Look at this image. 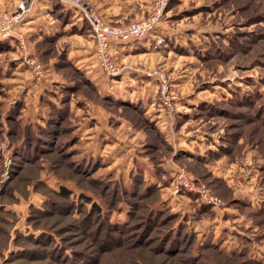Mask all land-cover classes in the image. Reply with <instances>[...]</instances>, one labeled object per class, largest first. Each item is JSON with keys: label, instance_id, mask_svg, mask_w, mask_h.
I'll return each instance as SVG.
<instances>
[{"label": "rangeland", "instance_id": "rangeland-1", "mask_svg": "<svg viewBox=\"0 0 264 264\" xmlns=\"http://www.w3.org/2000/svg\"><path fill=\"white\" fill-rule=\"evenodd\" d=\"M175 1L162 17L161 44L152 43L168 51L167 63L147 67L112 55L121 70L109 75L94 61L98 79H106L98 86L68 58L76 52L68 31L33 36L20 27L33 1L12 9L14 0H1L0 13L19 5L24 12L0 34V264H246L238 250L264 264V215L252 212L264 205V124L233 114L207 118L197 108L219 107L236 93L264 104V0ZM222 32L240 42L231 45ZM212 39L225 55L201 60L193 45ZM153 70L175 95L168 103L157 77L146 74ZM123 71L144 80L141 96L155 97L147 111L130 100L136 80H126L125 90L111 81ZM56 112L58 130L47 126ZM228 128L242 137L233 159L206 156ZM46 134L51 140H38ZM138 189L156 191L155 198L137 197ZM202 204L215 215H198ZM180 223L190 237L178 234ZM209 240L216 250H203Z\"/></svg>", "mask_w": 264, "mask_h": 264}, {"label": "crops", "instance_id": "crops-1", "mask_svg": "<svg viewBox=\"0 0 264 264\" xmlns=\"http://www.w3.org/2000/svg\"><path fill=\"white\" fill-rule=\"evenodd\" d=\"M5 1L8 2L9 0ZM32 1V8L30 12L25 15L21 24L22 26L20 25V27L26 30V32L28 33L31 32L30 34H32L33 36L41 37L43 39L45 36L52 35L56 31V33L60 32V30H64V32L68 31V36H71V49L72 51H76L75 53H72V55L68 54V58L71 59V62L74 66L82 68L87 77H94L95 82L99 83L98 86H102V82L105 84L106 79H103L101 77L98 79L96 75L98 74V72L95 73L93 69L96 63H94L95 60L91 59L93 57V54L91 53L92 51L90 48L93 47L94 39L90 32L89 24L85 19V13L91 10L96 12L99 17L107 23L127 24L137 21L147 15L153 0H59V7L56 6V0ZM16 2L17 0H14V7L12 9H15ZM165 23L166 22H164L162 19L159 24L160 33H151L127 42L111 43V54L119 58L122 62L126 60H129L130 62L135 61L142 63L147 67H151L153 65L152 63L165 65L168 60V51H166L162 47L158 49L152 48L154 34H162V30H165L166 28V26L164 25ZM81 24H86V26ZM71 27L81 29V32H70ZM73 40H75L76 43H74ZM159 53L160 56L158 55ZM138 69L144 70V68ZM127 73L128 71H123L119 77H114L111 79V81H113L115 84H118L119 87L126 86L128 84H124L126 83V80H133V78L127 77L125 75ZM135 76L138 77V74H136ZM142 80H136L138 85H133V88L130 91H134V94L131 95L129 93V96L131 98L129 99L135 103L139 102V108H142L141 106H145L147 111L150 108L147 105L155 104L156 99H153L155 98L152 97L153 95H145L144 93L141 96L140 92H137L136 87H141L143 85L144 80ZM123 93V90H121L120 92L118 90H115L113 94L122 95ZM135 93H139L140 96L135 95ZM209 140L212 141L211 138H209ZM213 145H215V143ZM195 151L198 152V149L195 148Z\"/></svg>", "mask_w": 264, "mask_h": 264}, {"label": "trees", "instance_id": "trees-1", "mask_svg": "<svg viewBox=\"0 0 264 264\" xmlns=\"http://www.w3.org/2000/svg\"><path fill=\"white\" fill-rule=\"evenodd\" d=\"M171 1H172V4L174 2H176L175 0H170L169 3H171ZM168 6H170V5H168ZM198 8L199 7H196L194 9H192L191 11L185 10L184 12L188 13V14L189 13L194 14V12H196ZM75 31L81 32V29H77L76 27H71L70 32H75ZM221 35L223 37L227 36V38L229 39L228 42H230L231 45H234V43L240 42L238 35L233 37V34L230 35V34L224 33V32H222ZM196 46L197 45H193L194 54L198 58H200L201 60H206V59H210L213 57H219L220 58V57H223L225 55L224 51L222 52L221 49L217 48V45L213 39H212V41H210L208 43L207 47H205V48L196 47ZM201 51H204L203 55L201 54ZM255 101H256V97L254 98L253 95L245 96V95L236 93V95H233V98L230 99L228 103L219 106L220 109L215 104H213V105L210 103L199 104L197 107L198 110H200V111H198V114L203 113V115L207 118L210 116H216L219 114L224 115L227 118H230L229 116H232V114H233V116H235V118H241L242 117L243 120H248L249 121L248 124L253 123V122H256L257 124H264V104L261 102L256 104ZM232 107H235L236 109L240 108L239 109L240 111H238V109H237V111L233 112V110L231 109ZM242 109L247 110L248 112L246 113ZM253 109L255 110V112H253ZM57 115L58 114L56 112L55 114H52L51 116H49L48 125H47L48 128L58 130L57 128L52 126L53 123H55L58 119ZM227 124H228V122H227ZM69 128H70V126H69ZM252 132H254V131L250 129V133H252ZM240 134L241 133L233 132L232 128H228L227 130H223V133L221 135H219L218 143L216 145H214L213 148L208 150V154L206 156H209V158H214V159L217 157L221 158L222 156H224L226 158L225 159L226 162H228L230 159H233V156L235 155V152H236V150H235L236 147H238V145L241 144V142L240 143L238 142V139L242 138ZM246 134L249 135L248 132H246ZM48 135H52V134H46V135H44L45 137H43V138L40 137V138H38V140L44 141V143L47 142L48 140H51L52 136L48 137ZM192 156H195L199 160H204V158H205V157L204 158L198 157L196 155H192ZM206 159L207 158H205V160ZM134 179H135L134 181H135V184L137 185V187H141V184H143L142 176L141 175L136 176ZM155 192L156 191H153L152 189H148L144 193L140 194L139 189H138L136 196L140 197V198H145L147 196L150 197V196L154 195L153 197L155 198V194H154ZM189 197H190V200L192 202H196V200H198L196 198L197 196L189 195ZM230 202H232V203H230V206L233 208L235 207L237 209H240V207H242V206L244 207V204L241 203L239 200H232ZM263 206L255 207L256 209H253L252 212L254 214L264 215V207ZM196 213L198 215L209 214V216H210L211 213L215 215V212L211 208L205 206L204 204H202L200 207H198L196 209ZM149 215H151V214H149ZM236 215H239V213L234 212L233 215L229 214V216H236ZM173 216H172V214L170 215V217H173ZM148 219H151V218L148 216ZM148 227L149 226H147V228ZM180 228L181 229L178 231V234L182 232L181 234H182L183 238L190 237V234L186 233V231L183 232V229L185 228L184 224L180 223ZM168 237L170 239L169 243L171 245H175L176 244L175 242L177 240L176 235L169 234ZM210 242H211V240H209V242H206V244H204L203 250H205V249L208 250L209 248H213L214 250H216L217 245L213 244L212 242L210 243ZM162 248H164V246ZM242 251H244V250H238L237 252L234 253L235 254L234 256L236 258H240L241 260H243L242 262H245L246 264L255 263L248 256H244L245 254Z\"/></svg>", "mask_w": 264, "mask_h": 264}, {"label": "built area", "instance_id": "built-area-1", "mask_svg": "<svg viewBox=\"0 0 264 264\" xmlns=\"http://www.w3.org/2000/svg\"><path fill=\"white\" fill-rule=\"evenodd\" d=\"M170 0H154L150 11L141 19L127 23V24H112L103 21L99 15L94 11H87L85 18L89 24L90 32L94 39V57L97 65L105 73L109 75L117 74L121 68L114 61L110 52L111 43L127 42L136 38L155 33L166 7ZM24 12V7L19 5L17 11L13 13H0V34H6L18 22ZM21 46H23L22 39H19ZM162 40L159 35L153 36V47H158ZM24 47V46H23ZM27 62L33 69L36 75L41 76L42 70L38 61L33 57H28ZM148 76H155L160 81L161 93L164 95L166 103L171 98H174V93L169 89L167 80L160 70L147 71ZM217 199L211 198V201L217 204Z\"/></svg>", "mask_w": 264, "mask_h": 264}]
</instances>
